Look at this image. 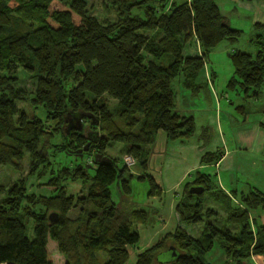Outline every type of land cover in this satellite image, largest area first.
Returning a JSON list of instances; mask_svg holds the SVG:
<instances>
[{"label": "trees", "instance_id": "16d2710c", "mask_svg": "<svg viewBox=\"0 0 264 264\" xmlns=\"http://www.w3.org/2000/svg\"><path fill=\"white\" fill-rule=\"evenodd\" d=\"M106 1L113 19L99 21L90 14L95 0H0V164L18 171L26 154V175L42 177L38 185L48 192H28L25 176L0 183V264H126L127 247L139 240L136 225H150L152 211L130 200L121 154L134 158L138 179L148 182L146 197L159 195L147 172L145 145L153 143L157 130L168 140L187 138L194 130L192 117L173 109L170 80L181 73L183 86L195 91L207 54L241 34L215 0ZM253 27L264 31V24ZM256 36L253 53L228 52L232 74L225 85L245 99L264 94V32ZM190 39L199 49L192 55L183 53ZM78 62L82 71L74 67ZM18 67L33 83L28 95L16 85ZM104 94L115 102L108 105ZM23 99L30 114L16 104ZM37 108L43 118L34 113ZM74 112L97 123L82 116V130L66 131L65 117L72 119ZM94 131L96 140L78 157L75 151ZM108 140L123 143L121 156L93 161L90 152L105 155ZM221 153L203 152L199 164L215 165ZM190 176L174 205L173 230L138 251L131 264H211L204 257L213 246L221 251L218 264H248L251 255H263L264 192L254 186L245 193L225 192L215 174L198 169ZM71 181L79 183L76 194L66 192L65 182ZM113 183L118 203L111 199ZM190 185L203 191L190 194ZM204 191L224 212L219 224L211 220L214 206L202 205ZM50 211L57 212L52 222L46 217ZM197 222L202 227L196 236L181 227Z\"/></svg>", "mask_w": 264, "mask_h": 264}, {"label": "rangeland", "instance_id": "374dc122", "mask_svg": "<svg viewBox=\"0 0 264 264\" xmlns=\"http://www.w3.org/2000/svg\"><path fill=\"white\" fill-rule=\"evenodd\" d=\"M171 1L179 3L183 0ZM235 1L236 0H215L220 13L228 21L229 26L240 29L241 34L234 43H230L229 41L225 40L219 42L207 54L202 68L194 79L196 84L201 83V87H198L196 91H192V89L183 86L181 73L170 80V86L174 94L173 109L181 115L192 116L194 130L193 133L187 138L174 139L168 142L176 145H178L180 141L188 142L189 146L195 145L193 148L199 146V148L202 149V152L205 150L213 151L215 148L222 151L224 148V150L227 151L230 162L235 163V166L236 163H238L240 168L237 167L235 169L222 170L223 164H217L215 167L213 164H209L200 166L201 171L215 174L216 179L220 183L221 178L223 181L227 180L232 184L235 182L237 184V189H240V187L243 185H245L246 188L248 185L254 186L256 183L257 187L264 191V179L258 182L257 178L254 177L255 174H261L264 176V143L262 142V138H258L257 143L261 144L258 150H254L252 148L251 151H245V149H240L239 151V146H237V143L235 142V136H237V133H239L241 130L246 129L249 126H255L254 123H257L258 121H264V117L261 113V101L264 102V94L256 99L258 101L245 99L242 97V94L236 87L229 89L225 85L227 79L232 74V66L228 58V52L232 48H237L249 53H253L256 46L253 41L254 39L258 38L256 34L262 33L264 31L255 29L253 25L250 24L247 12L241 9H234ZM103 5L107 6L106 9L103 8ZM90 14L94 15L99 21L104 19H113V11L109 7L106 0H95ZM195 51V43L192 39H190L186 43L183 53L192 55L195 54ZM143 54L145 59H147L148 55L145 52H143ZM74 67L75 69L81 71L84 69L82 62L76 63ZM212 74H214L213 77ZM15 75L21 81H18L16 85L24 88L26 93L23 92V95H28L33 86L32 81L27 78L29 77L28 72L18 67L15 71ZM68 85L69 82L67 85H65V87ZM90 96L91 95L89 92H85V98L87 100H90ZM103 96L107 98L108 105H111L115 102L114 99L108 97L106 94ZM16 104L20 108L24 109L28 114L31 113V107L27 104L25 99L19 100ZM34 113L37 116L43 118V113L39 108L35 109ZM47 124L51 126L52 122L48 121ZM55 140L59 142L60 136L55 138ZM153 144L155 146V143ZM170 145L171 144H168L166 149L161 146L164 151L158 150L157 154H153L152 159L151 152H149L151 151V144L145 145L144 148H146L147 156H149L148 160L150 173H152V175L157 176L158 167L161 165V161L163 162L165 169L173 168V170L176 172L179 167H181V157L178 158L180 153L178 154L177 152L171 150L172 147H170ZM122 149L123 143L119 141L108 140L104 145L103 153L109 158L116 159L121 155V157H123V154H121ZM27 164L28 160L26 154L21 160L20 169L18 171L14 170L9 165L0 164V183L6 186L14 179L25 176L26 188L28 192L48 194L45 189L38 185V183L43 180L42 177L36 178L33 175H26ZM188 178L189 176L187 179ZM228 182H222V185L227 189L230 187ZM128 183L131 189L130 200L134 203L135 207H144L148 182L145 179L131 178L129 179ZM79 187L80 186L78 182H65L66 192L69 194H76ZM109 188L111 199L118 203L120 197L115 184H111ZM210 200L211 199L208 198L207 192L204 191L202 205L204 207L207 205L211 206L213 203ZM213 206L215 210H217V215L215 216V220H213V218L211 220L214 222V224H219L221 218L224 216V212L216 205ZM147 207L148 206H145V208ZM256 214V212L252 213L253 216ZM26 227V234L27 236H30V222L27 223ZM181 227L190 235L196 236L202 227V222H197L195 224H181ZM142 232L144 231L142 230ZM142 237L139 241L140 243L138 242L135 247H129L130 255L126 261V264L133 263L134 257H132V251L134 248L143 249L141 248L143 247L142 243H144ZM220 253L221 251L219 248L217 246H213V248L205 254L204 259L211 264H218L222 260Z\"/></svg>", "mask_w": 264, "mask_h": 264}, {"label": "crops", "instance_id": "0c3cea01", "mask_svg": "<svg viewBox=\"0 0 264 264\" xmlns=\"http://www.w3.org/2000/svg\"><path fill=\"white\" fill-rule=\"evenodd\" d=\"M234 9L235 10L241 9L247 12L248 13L247 15L249 16V22L251 25H253L255 22L264 24V0H236L234 3ZM213 76L214 74H212V77ZM262 95L263 94H261V96ZM256 99L257 98L252 99V100L258 101ZM261 103H262L261 113H262V116L264 117V102L261 101ZM254 124L255 126L253 127L249 126L248 128L241 130L239 133H237V136H235V142L237 143V146H239L238 147L239 151L240 149H245V151H251L252 148L254 150H258L259 146L261 145L257 143L258 138L260 139L262 138V142L264 143V121H258L257 123H254ZM154 137L155 138H154L153 143H155V146L152 143L151 151H149L151 152V159L154 153L155 154L158 153V150L164 151L161 146H163V148L166 149V146L168 144H171L170 147L173 148V149L171 148V150H173L174 152H177L178 154L180 153L178 158L181 157V160H180L181 167H179V169L175 172L173 168L165 169V166H163V162L161 161V165L158 167V171H157L158 174L157 176H154L152 175V173H150L149 160H147V172H149L154 177L155 182L158 184L160 188V194L146 197L144 207H139V208L145 209V206H148L147 208H149L152 211V220H151L150 225H139V224L136 225V229L139 235L138 242L140 241L142 234H143L142 239L144 240V243H142L143 247L141 248L151 245L162 234L173 230V228L177 224V216L174 211V205L176 203L177 198L180 195V191H181L180 186L185 180H188L191 177L190 173L193 170L195 169L201 170L200 166H205V165L199 164L200 155L203 152L212 151V150H205L202 152V149H200L199 146H196L195 148H193L195 145L189 146L188 142H184V141H180L178 145L169 143L168 141L170 140L166 138L165 133L161 130H157L155 132ZM221 152L222 153H221L220 159L219 161H217L214 167L217 166V164L218 165L223 164L222 170H230V169H235L237 167L240 168L238 163H236V166H235V163L230 162L229 157L227 155V151H225L224 148ZM140 174L141 173L139 172V169L136 166H132L131 168L127 170V172H125L122 175V177L125 179L128 178V180L131 178L138 179V176ZM188 176L189 178L187 179ZM254 177L257 178L258 182L264 179V176H262L261 174H255ZM216 181H217V185L225 192H228L229 190L234 189L236 191L239 190L238 192L245 193L247 189L249 188V185L247 186V188L245 185H243L240 187V189H237L236 187L237 184L235 182L232 184V183H229L227 180L223 181L222 178H221V183L217 179ZM222 182L223 183L228 182V185L230 187L228 189L225 188L222 185L223 184ZM68 183H76V182L71 181ZM254 186L258 188L256 183ZM258 189L261 190L260 188ZM259 220L261 221V216L259 217ZM142 230L144 232H142ZM139 250L141 249L134 248V250L132 251V257L135 258V254ZM127 251H128V257H129L130 255L129 247H127ZM247 261H248V264H264V254L263 255H251Z\"/></svg>", "mask_w": 264, "mask_h": 264}, {"label": "water", "instance_id": "95a60500", "mask_svg": "<svg viewBox=\"0 0 264 264\" xmlns=\"http://www.w3.org/2000/svg\"><path fill=\"white\" fill-rule=\"evenodd\" d=\"M69 113V112H68ZM70 114V113H69ZM82 116H85L87 118H89V122L90 123H93V124H96L97 121H92V118H91V115L89 114H82V113H71V117L72 119H69V118H66L65 117V126H66V131H68L69 129H74L76 131H80L82 130V123H81V117ZM70 121L74 122V124H71ZM94 133L97 134V131H94ZM102 136V135H100ZM87 138H90L88 135H87ZM96 139H88V141L83 145L82 149H77L75 151V153L78 154V157H81V151H86L87 149V145L89 143V141H95ZM92 158H93V161L95 162H111V159L108 157V156H105V155H102L101 153L99 152H94L92 153ZM203 191V187L201 185H190L188 187V192L190 194H200L201 192ZM47 220L49 222H52L55 220V218L57 217V212L55 211H50L49 213H47ZM172 255H173V252H172Z\"/></svg>", "mask_w": 264, "mask_h": 264}, {"label": "built area", "instance_id": "2783aa9c", "mask_svg": "<svg viewBox=\"0 0 264 264\" xmlns=\"http://www.w3.org/2000/svg\"><path fill=\"white\" fill-rule=\"evenodd\" d=\"M195 46H196V51L198 52L199 49H198L197 44ZM122 163L127 169H129L135 164V160L131 155L125 154L122 157Z\"/></svg>", "mask_w": 264, "mask_h": 264}, {"label": "flooded vegetation", "instance_id": "af4514ba", "mask_svg": "<svg viewBox=\"0 0 264 264\" xmlns=\"http://www.w3.org/2000/svg\"><path fill=\"white\" fill-rule=\"evenodd\" d=\"M70 123L71 124H74V122H72V121H70ZM82 129H83V126H82ZM73 131H74V129H72ZM89 134V136L90 137H92V138H96L97 137V134L96 133H88ZM93 152H95V151H91L90 153H93Z\"/></svg>", "mask_w": 264, "mask_h": 264}]
</instances>
